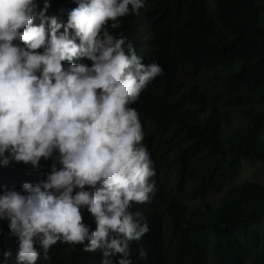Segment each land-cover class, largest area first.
<instances>
[{
	"label": "trees",
	"instance_id": "trees-1",
	"mask_svg": "<svg viewBox=\"0 0 264 264\" xmlns=\"http://www.w3.org/2000/svg\"><path fill=\"white\" fill-rule=\"evenodd\" d=\"M45 2L44 48L0 70V185L58 190L22 264H264V183H233L264 173V0ZM15 247L0 230V264Z\"/></svg>",
	"mask_w": 264,
	"mask_h": 264
},
{
	"label": "clouds",
	"instance_id": "clouds-1",
	"mask_svg": "<svg viewBox=\"0 0 264 264\" xmlns=\"http://www.w3.org/2000/svg\"><path fill=\"white\" fill-rule=\"evenodd\" d=\"M51 18L45 0H0V70L24 69L32 63L49 40ZM4 97L5 91L0 86V111ZM0 125L15 131L8 113L0 118ZM37 194L58 196V190L44 183L1 182L0 185V230L10 231L14 236L17 264L40 259L44 248L57 236L47 220V209L34 203Z\"/></svg>",
	"mask_w": 264,
	"mask_h": 264
},
{
	"label": "rangeland",
	"instance_id": "rangeland-1",
	"mask_svg": "<svg viewBox=\"0 0 264 264\" xmlns=\"http://www.w3.org/2000/svg\"><path fill=\"white\" fill-rule=\"evenodd\" d=\"M264 23V19L262 20ZM219 74L224 75L225 71L223 69L219 70ZM211 75V74H210ZM202 85H209V82L203 77L201 80ZM215 88H211V95L215 97L214 95ZM212 102H214L212 100ZM226 125L230 127H236L238 125V122L241 116V112L239 110H236L232 107H228L226 105ZM245 180H257L262 183H264V173H261L259 171H256V167L252 165L251 163L247 162L242 169L241 173L236 177L234 180V184H239L244 182ZM224 191L219 193H211L206 200L211 201L213 203H218L220 198L223 196ZM200 200H197V203H199Z\"/></svg>",
	"mask_w": 264,
	"mask_h": 264
}]
</instances>
